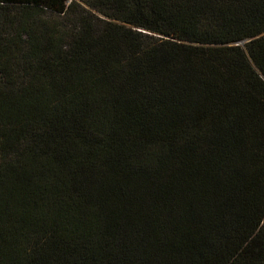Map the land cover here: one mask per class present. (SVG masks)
Instances as JSON below:
<instances>
[{
    "label": "trees",
    "instance_id": "obj_1",
    "mask_svg": "<svg viewBox=\"0 0 264 264\" xmlns=\"http://www.w3.org/2000/svg\"><path fill=\"white\" fill-rule=\"evenodd\" d=\"M0 241L264 264V0H0Z\"/></svg>",
    "mask_w": 264,
    "mask_h": 264
},
{
    "label": "rangeland",
    "instance_id": "obj_2",
    "mask_svg": "<svg viewBox=\"0 0 264 264\" xmlns=\"http://www.w3.org/2000/svg\"><path fill=\"white\" fill-rule=\"evenodd\" d=\"M190 225L188 224L186 228L183 229V231L181 232L182 235H184L185 233H187L188 229H189ZM185 242L184 239L180 236H177L175 238V246H177L178 248H180L182 246L181 243ZM8 254V250H6L3 245H2V242L0 241V258L3 257L4 255H7Z\"/></svg>",
    "mask_w": 264,
    "mask_h": 264
},
{
    "label": "water",
    "instance_id": "obj_3",
    "mask_svg": "<svg viewBox=\"0 0 264 264\" xmlns=\"http://www.w3.org/2000/svg\"><path fill=\"white\" fill-rule=\"evenodd\" d=\"M239 44H242V43H236V44H234V45H236V46H237V45H239Z\"/></svg>",
    "mask_w": 264,
    "mask_h": 264
}]
</instances>
